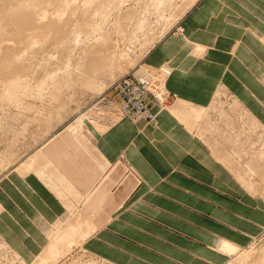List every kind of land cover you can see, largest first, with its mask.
Segmentation results:
<instances>
[{"label": "crops", "instance_id": "0c3cea01", "mask_svg": "<svg viewBox=\"0 0 264 264\" xmlns=\"http://www.w3.org/2000/svg\"><path fill=\"white\" fill-rule=\"evenodd\" d=\"M145 63L174 99L152 105L154 123L68 126L0 176V238L22 261L42 253L68 204L87 224L80 245L110 264H226L221 243L264 233V196L168 109L208 108L224 87L264 123V0H197Z\"/></svg>", "mask_w": 264, "mask_h": 264}, {"label": "rangeland", "instance_id": "374dc122", "mask_svg": "<svg viewBox=\"0 0 264 264\" xmlns=\"http://www.w3.org/2000/svg\"><path fill=\"white\" fill-rule=\"evenodd\" d=\"M1 0L0 7L2 10V7H7V1ZM191 0H170L166 2L160 9H156L153 2L154 0H127L122 1L118 7H114L112 9L113 11H110V14L108 16V20H106L105 24H103V28H106L107 26H111V21L114 18V12H120V16L123 13L125 9H131V12L129 13V20L127 24L124 26V31L120 34L123 36H120L116 33H113V40L115 44V50L116 53L118 52L121 58L116 59L115 62L118 65H115L113 67V70H106L108 72H104L101 75H99L97 80H103L105 82V88L102 89L100 92L89 90L91 88H86L82 86L81 84H72V88L69 86H65L62 88L61 91H59L58 97L55 99L49 100V98L44 97L43 100L35 99L28 97L26 98V101H28L31 104H34L33 108H18L15 106H8L0 105V176L5 174L6 172L10 171L11 169L15 168L18 163L21 161H24L27 159L32 153H34L38 148H40L50 137L55 135L56 133L66 129V127L70 125H75L76 120L79 117H82L84 120V117L87 116L86 111L84 110L85 107L90 105L91 102L95 101L102 95H108L111 96L114 93V85L117 81H119L121 78H123L127 74H134L135 76L141 75L144 68H148L149 70H154L153 67L148 66L145 63V56L147 53H144L143 50L145 49L146 45L148 44V41H150V37H155L160 33V31L164 28L167 21L171 18L174 20V23L171 25V27L165 32L168 33L172 28H174L180 18L183 16V14L197 1L195 0L184 12L183 9L187 6V4L190 3ZM3 2V4H1ZM13 3V2H12ZM11 3L12 6H15L18 4H27L26 0H14V5ZM113 5H116L113 1ZM4 5V6H3ZM11 6V7H12ZM40 6V5H39ZM41 6H45L44 4H41ZM33 7V11H28V9H25V11L28 13H32L37 9H43L42 7ZM47 6V5H46ZM5 9V8H4ZM3 9V10H4ZM12 9V8H11ZM15 9V8H14ZM32 9V8H30ZM2 10V11H3ZM118 10V11H117ZM1 11V12H2ZM5 11V10H4ZM9 11V10H8ZM4 14V13H3ZM7 14V12H6ZM7 16V15H6ZM132 16V17H131ZM138 19L144 21V27L143 28H137L136 22ZM7 26V20L4 22V24L0 25L1 32H0V47H18V43H15V46L12 45V42L18 41V35L17 31L14 29V24L8 23ZM11 24V26H10ZM6 25V26H5ZM12 27L13 31L11 30ZM4 30H3V29ZM105 29L101 30L104 32ZM15 32V33H14ZM106 34V32H104ZM164 34V35H165ZM163 35V36H164ZM117 36V37H116ZM162 36V37H163ZM15 37V38H14ZM161 37V38H162ZM152 38V37H151ZM47 39V38H46ZM119 39V40H118ZM122 40V41H121ZM160 40V39H159ZM45 45L44 43L47 42ZM147 42V44H146ZM158 42V41H157ZM3 43V44H2ZM8 43V45H7ZM11 43V44H9ZM41 43V44H39ZM51 41L45 40L44 42H37L35 46H33V49L37 47L36 50H40V48L46 49L47 47L51 50L52 44L50 46ZM14 44V43H13ZM49 46H48V45ZM146 44V45H144ZM156 44V43H155ZM154 44V45H155ZM6 45V46H5ZM38 45V46H36ZM39 45H43L39 46ZM153 45V46H154ZM144 46V48L142 47ZM21 47V46H20ZM17 48V52L19 48ZM40 47V48H38ZM51 47V48H50ZM22 45V47L19 50V56L24 55V63L26 66H33L35 63L39 65L38 60H40V56L37 58H32L30 56V52L28 53L27 48ZM47 48V50H48ZM152 48V47H151ZM27 49V50H26ZM52 53L56 52V54H52L51 56H55L56 58L51 57L50 58V66L49 68L54 65L52 63H56L54 60L60 58V55H57V51H59L56 48L53 50ZM1 50V49H0ZM46 50V51H47ZM150 50V49H149ZM29 54L26 53V52ZM50 52V51H48ZM50 52V54H51ZM122 52V53H121ZM22 53V55H20ZM26 53V54H24ZM49 54V55H50ZM46 58L48 59V54L45 52L44 54ZM123 55V56H122ZM126 55V56H125ZM43 56V55H42ZM30 57V58H29ZM128 57V59H127ZM137 57V58H136ZM28 58V60H27ZM39 58V59H38ZM125 58V59H124ZM34 59V60H33ZM38 59V60H37ZM43 59V58H42ZM53 59V60H51ZM27 60V61H26ZM34 62H33V61ZM36 61V62H35ZM42 63L43 60H40ZM28 62V63H27ZM31 62V63H29ZM34 64H33V63ZM29 64V65H27ZM33 64V65H32ZM35 64V65H36ZM35 65L33 67H35ZM36 66V68L38 67ZM119 68V69H118ZM146 68V69H147ZM41 68H38V71H40ZM159 70V69H158ZM113 73V74H112ZM111 74V75H110ZM156 74V71L151 73V75ZM167 74V73H166ZM112 75H114L112 77ZM113 79H112V78ZM164 78V73L161 72L159 75V79ZM102 82V81H101ZM69 87V88H68ZM84 87V88H83ZM64 89V90H63ZM67 89V90H66ZM224 91L223 94L219 98H216L215 101H212V104L209 106H213V108L206 110L205 112L207 115L206 124L207 121L214 120L213 122L210 121L208 125H217L214 126L218 128V130L213 126V128L210 127L208 131V127H204L203 123H201L202 129L205 133L204 135V141L209 145L210 149L214 153V150L211 145H213L216 153L220 155L221 158L217 157L235 174L234 170H237L236 172L242 174L244 176V180L250 181L253 183H249L252 186L248 187V190L255 193L256 195H262L264 196V164L257 159V150L261 149L262 142H264V127H260L255 121H253L250 117H248L238 106L233 102V100L229 97L230 93L226 91V89L223 87ZM66 90V91H65ZM232 95V94H231ZM235 97V96H234ZM59 99V100H58ZM43 102V103H41ZM170 103L174 102V99L170 97L169 99ZM50 102V103H49ZM34 106H41L43 108V112L40 113L35 112ZM9 107V108H8ZM220 107V108H219ZM7 108V109H6ZM215 108V109H214ZM217 108V109H216ZM29 109V110H28ZM32 109V110H31ZM223 111L221 114L219 112ZM222 109V110H221ZM218 110V111H217ZM35 112V113H34ZM39 112V111H38ZM224 113V116L222 115ZM7 114V115H6ZM4 115V116H3ZM209 115V116H208ZM219 115L221 117H219ZM226 115V116H225ZM226 117V118H225ZM221 118V120H219ZM224 118V119H223ZM30 119V120H29ZM227 119V120H226ZM215 120L217 122H215ZM227 121V122H223ZM230 120V121H229ZM227 125H225V124ZM205 124V125H206ZM230 126H229V125ZM232 124V125H231ZM201 126H197L196 128H200ZM219 126V127H218ZM234 127L239 134L231 132V127ZM230 127V128H229ZM227 128V129H226ZM214 129L215 131L211 130ZM224 129V130H223ZM195 130V129H194ZM215 132H211V131ZM220 130H223L220 132ZM229 130V131H228ZM239 130V131H238ZM23 133H22V132ZM194 132L193 130H190ZM211 132V134L207 132ZM197 132V131H196ZM222 133V134H218ZM224 132V133H223ZM225 132H228V134H225ZM15 133V134H14ZM230 133V134H229ZM15 135V136H14ZM207 138V139H206ZM240 140V141H239ZM237 141V142H236ZM216 143V144H215ZM216 145V146H215ZM9 156H8V155ZM215 154V153H214ZM224 156V157H223ZM5 159H4V158ZM230 158L227 160V158ZM226 158V160H225ZM230 161V162H229ZM10 162V163H9ZM228 162L231 164H228ZM249 162V163H247ZM246 164H249L254 172H256L257 175H248L245 174L247 171L245 170ZM234 168V169H233ZM254 186V187H253ZM251 187L252 190H251ZM253 189L255 191H253ZM257 189V191H256ZM73 208V209H72ZM71 214L73 215L75 213L79 214L76 207L72 205ZM107 208V207H106ZM75 211V212H74ZM74 212V213H73ZM107 212V211H106ZM69 213V212H68ZM74 216V215H73ZM73 216L72 219H73ZM74 216V217H75ZM69 217V215H68ZM95 217V215L93 216ZM70 219V218H69ZM59 222V225L57 224ZM56 224L52 227L53 230L58 231L63 228V225L61 224V221H58ZM63 223V222H62ZM55 227V228H54ZM62 227V228H61ZM58 230H57V229ZM50 234V233H48ZM240 251V252H239ZM237 253H234L230 255V258L226 264H240L243 262V264H264V233L262 235H259L256 237L247 247H244L243 249H240ZM245 259H242L245 256ZM19 257V256H18ZM16 257V253L13 252V250L0 238V264H30L31 262H24L20 258ZM96 256L92 255L91 253L87 252L83 246H73L71 249H67L64 253L62 258L54 262L53 264H110L100 258H95ZM18 258V259H17ZM242 259V261H241Z\"/></svg>", "mask_w": 264, "mask_h": 264}, {"label": "bare ground", "instance_id": "6f19581e", "mask_svg": "<svg viewBox=\"0 0 264 264\" xmlns=\"http://www.w3.org/2000/svg\"><path fill=\"white\" fill-rule=\"evenodd\" d=\"M7 1H9V0H6L4 2V4ZM113 1L115 3L117 2V4L113 5L114 4ZM122 1H127V0H26L27 4H18L17 3L16 7L11 5L12 2L14 3V0H12V1H9L7 3V7H5L3 5L4 7H2V8L3 9L5 8L4 9L5 11L3 9H2L3 11L0 10V25L4 24V22L7 20V26L9 25L8 23L14 24V27H15L14 29L17 31V33H19V35L17 36L18 41L12 42V45L15 46V43H18L17 44V46H18L20 43L21 45H19L18 47H20V46L22 47V45L24 46V48L28 47L27 49L30 50V51H28V53L30 52V56L32 58L33 57L37 58L38 56H40V58H41L40 60H43V61H42V63H40L41 61L38 60L39 59L38 58L37 60L39 62V65H38V63L37 64L35 63L36 64L35 65L33 63L34 62L33 61L34 59H33L32 63L35 65V67H33L34 66L33 64H32L33 66L29 67V66H26L24 63V59H25L24 55H22V53H20V55H22V56H19V50L21 47L19 48L18 52H17L18 47H16V46L15 47H13V46L8 47L5 45L6 47H0V49H1L0 50V105L3 104L4 105L3 107H5V105H8V106L13 105V106H15V108L16 107H18V108H25V107L26 108H33L32 106L34 104H31L28 101H26V98H28V97L32 98L33 97L36 100L37 99L43 100V98L46 97V98H49V100L51 101V99L53 100L56 97H58L57 95H59V93H60L59 91H61L62 88H64L65 86H69L71 83L81 84L82 86H84L86 88L87 87L91 88L89 90H93V91L98 90V92H100L102 89H104L105 88V84H104L105 82H103V80H101L102 81L101 82L100 80H97V79H98L99 75H101L102 73H104V72L106 73L110 70H113L114 69L113 67H115V65H117L115 60L116 59L119 60V58H121L120 57L121 55L118 52L116 53V50H115L116 47L114 44L115 40H113L112 35H113V33L120 35L124 31V26L127 24L128 20L130 19L129 13L131 12V9H128L129 7L127 9H125L123 11V13L121 14V16L119 14L120 12H117V13L114 12V14H116V16L114 15V18L111 21L112 22L111 26L109 25L106 28H103L102 26H103V24H105L106 20H108V16L110 14V11L112 12L113 11L112 9H114L115 6L118 7ZM168 1H170V0H154L153 4H154L156 9H160ZM194 1L195 0H191L190 3L187 4L185 9H183V12ZM0 2H1V0H0ZM1 4H3V2ZM41 4H44L45 6L42 7ZM39 5L43 9L39 8L32 13H28L29 10L33 11L35 7H37V8L40 7ZM30 8H32V9H30ZM0 9H1V7H0ZM25 9H28V11L26 12ZM6 12H7V14H6ZM134 23L136 24L137 28H143L144 27V21L143 20L138 19ZM173 23H174V20H172L170 18L167 21L164 28L160 31V33L158 35H156L155 37L151 36L152 38L150 37V41H148V44H147V42H146L147 45L144 44V45H146V47L143 50V52L147 53L149 51V49H151V47H153V45L155 43H157V41H159V39H161V37L165 34V32L171 27V25ZM11 24H10V26H11ZM10 28H11V30L13 29L12 27H10ZM103 29H105L104 32H106V34L103 31H101ZM1 31L2 30L0 28V32ZM120 36H123V35H120ZM45 40L51 41L50 46H51V44H52V46H54V47H52V48H54L53 50H55V48H56L55 51H57V49L59 50V51H57V53H59L57 55H60L59 56L60 58H58V63L56 61L57 59H55L54 61L56 63H54V64L52 63V65H54V67L52 66L51 69L49 68V66L51 64V62L49 60L51 57H53L56 54V52H54L55 54L52 53L53 51H52L51 47H50L51 50L48 47H47L48 50H47V48L44 49L45 47L42 49L40 47H38V48H40V50L35 51V49H37V47H36L33 49L34 51H32L33 46H35V44H37V42H41V41L44 42ZM46 43H48V41L45 42L44 45ZM9 44H11V43H9ZM39 44H41V43H39ZM7 45H8V43H7ZM36 46H38V45H36ZM39 46L43 47V45H39ZM142 47L144 48V46H142ZM48 51H50V52L52 51L51 54ZM45 52L48 54L47 55L48 59L44 55ZM26 53H24V54H26ZM52 54H54V55L51 56ZM28 56H29V54H28ZM53 58H56V57L54 56ZM127 59H128V57H127ZM27 60H28V58H27ZM51 60H53V59H51ZM29 63H31V62H29ZM27 65H29V64H27ZM37 65H38V67L36 68ZM38 68H41V70L38 71ZM115 68H117V67H115ZM106 70H108V71H106ZM147 71H148V69L144 68L141 75H139V76H154V75L149 74ZM113 76L114 75H112V77ZM161 80H163V79H161V77H160V84H161V86H163V83H161ZM71 86H72V84L70 85V87ZM169 99L170 98H168V101H169ZM43 102H41V103H43ZM199 107L197 108V107H194L192 105L185 104L184 102H182V103L176 102V105L173 104L168 109H170L172 112L178 114L180 116V118L185 120L183 122H185V125L187 124V126L189 128L201 126V123H203L204 127L205 128L208 127L207 129L209 131L210 127L214 125V124L211 126L208 125V124H211L208 122H210V121L213 122L214 120L207 121V124L205 122L206 119L208 118L206 115L207 112H205V111L206 110L208 111L209 107L208 108H202V107L199 108ZM211 108H213V106H211L209 109H211ZM33 110L37 113H40L43 110V108L41 106H34ZM222 112L223 111H220V109H219L218 114L219 113L221 114ZM86 113H87V116L84 117V120L82 119V117H79L75 122L76 124L70 125V127L71 128L77 127V126L81 125L83 123V121H85V123L91 124L96 128H98V127L106 128V127L112 125L113 123H115L118 119L123 117V116L114 117V114H111V116L114 117L113 123L106 124V123H98V122H96L95 119L88 118V117H90V115L88 114V112H86ZM184 115H187V116L185 117ZM222 115L224 116V113ZM219 117H221V116L219 115ZM86 118H88L90 120V122ZM251 119L253 121H255V123H257L258 125H260V127H264V123H259L254 118H251ZM219 120H221V118ZM215 122H217V121L215 120ZM223 122H227V121L223 120ZM216 125H217V123H216ZM216 125H214V126H216ZM213 127H211V128H213ZM205 128H204V131H205ZM215 128L216 127H214V129ZM232 128L235 129L232 126L231 129H229V130H231V132L233 130ZM214 129H211V130L215 131ZM216 129L218 130V128H216ZM195 130L196 131L198 130L197 132H204L202 129V126L200 128L198 127V129H195ZM223 130H220V132ZM213 131H211V132H213ZM234 131L237 133V135L239 134L236 130H233V132ZM211 132H207V133L211 134ZM213 133H215V132H213ZM218 134H222V133L218 132ZM225 134H228V132H225ZM213 145H211V146L214 149ZM262 146L263 147L261 149L257 150L258 151L257 152L258 157H256V158L257 159L259 158V160L261 159V161L264 164V142H262ZM214 151H215V149H214ZM226 158H225V160H226ZM28 159H30V158H28ZM228 159H230V158H227V160ZM229 162H228V164H230ZM247 163H249V162H247ZM27 166H29V165H27ZM245 170L247 171V173L245 172V174H248L249 176L250 175H257L256 172H254L252 170V168L249 164H246ZM234 171L236 173L238 180L242 183V185H244L245 188L248 189V187L253 185L251 180L250 181L244 180V176L242 174L236 172L237 170H234ZM249 183H252V185ZM253 187H251V190ZM253 191H255V190L253 189ZM256 191H257V189H256ZM70 196H72V195H70ZM66 206H67L69 213L67 214L66 217H64L63 220H61L62 225L65 223L63 225V228L61 227L62 229H60V230H58L59 228L58 229L56 228L58 231H56V230L54 231L52 228L49 231V233H50V234H48L49 238H50L49 244L45 247V249L42 251V253H40V255L36 256V258L33 259V261H31L30 264H53L54 262H56L57 260L62 258L63 253L67 249H71L73 246H80L81 241L83 240V238H85L86 232H87L86 222L83 221L82 218H80V217H74L75 211L73 212L74 216L70 215L71 210L73 208L69 204ZM68 215H69V217H68ZM71 216H73V219ZM57 224L59 225V222ZM221 247L223 248L222 250H226L231 255L234 253H237L240 250V248L236 249L235 247L227 244L226 242L221 243ZM243 248H241V249H243ZM244 255H245V253H244ZM16 257H18L17 254H16ZM242 257H244L242 259H245L246 255L242 256ZM242 259H241V261H242ZM240 264H243V262H241ZM256 264H257V261H256Z\"/></svg>", "mask_w": 264, "mask_h": 264}, {"label": "built area", "instance_id": "2783aa9c", "mask_svg": "<svg viewBox=\"0 0 264 264\" xmlns=\"http://www.w3.org/2000/svg\"><path fill=\"white\" fill-rule=\"evenodd\" d=\"M154 71V76L125 75L113 86V95H102L85 107L84 110L90 115L88 118L95 119L98 123L111 124L114 117L123 116L132 121L145 120L154 123L157 110L153 111L152 105L160 110L171 97L164 90V83L161 86L158 78L164 70L148 69L147 72L151 74ZM111 114H114V117ZM88 118L86 119L90 122Z\"/></svg>", "mask_w": 264, "mask_h": 264}]
</instances>
